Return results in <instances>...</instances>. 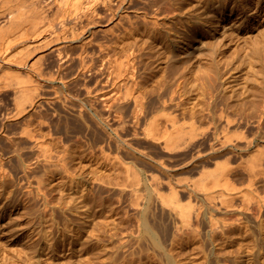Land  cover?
Here are the masks:
<instances>
[{
    "label": "rangeland",
    "instance_id": "rangeland-1",
    "mask_svg": "<svg viewBox=\"0 0 264 264\" xmlns=\"http://www.w3.org/2000/svg\"><path fill=\"white\" fill-rule=\"evenodd\" d=\"M213 1H216V3L219 2V0H213ZM14 2L18 3V1L16 2V0H14ZM195 2H197V0H195ZM100 8L104 9L103 7ZM259 9L260 10H258L257 8L256 10L255 9L250 10V8H248V10L245 13L236 12L235 14L232 15V17L227 16V19H224L223 22L219 24L217 30H215L213 33V36L210 41L212 48L209 46L210 43L207 45H201L203 46L201 49H203L204 52H202L203 50L200 49V52L195 51L193 52V54H191L192 56L190 57L192 58L191 60L193 61L195 57L197 60L196 67L192 70L191 73H189L191 76L190 84L192 85V87H184V88L182 87L184 90L186 89L185 96L187 97L186 104L188 107L191 108L193 106H196L198 108H202V106L210 100L209 99L211 95L210 92L213 89V87H205L208 83L204 81L206 78L204 77L203 74L206 73V71L212 73V71L215 69V66L211 67L210 65L211 59L208 58L213 53H216V56L215 54L214 56L216 57L217 60H220V62L223 61L222 65H226L227 63H229L228 66H230L231 68L230 69L231 71L229 72L234 73L236 75V78H232L234 80L231 83L227 82L224 83V85L221 84L220 89L219 87L218 88L215 87L216 92H219L220 94V96H216L219 98L218 100L219 103L220 100L221 101L223 100V98L230 97L231 95H233L232 92L234 91L233 89L235 88L236 89L238 88L237 92H241L243 97L244 95L246 96L247 92H248L247 96L251 94V98H252V94H253V96L255 97L254 91L256 90L255 88L258 87L259 89H257V91L258 90L259 91L257 95L263 93L260 92L261 89L260 87H263L262 90L264 89V0L262 6L261 5L259 6ZM103 11H105V9ZM208 20L210 19H207L208 23L207 22L206 23L209 24L210 22L211 24L212 20L210 21ZM71 23H70L71 29L72 28L77 29L76 25L77 27L79 26L78 28H80L81 26L80 25L81 22H76L77 24L75 22H71ZM97 33H96L98 35V36L96 35V37H98L97 40H101L103 33L102 34L101 32L100 34L99 32ZM103 38H104V34H103ZM134 38L135 36L127 37L125 40L126 41L134 40ZM67 43L69 44V45L67 44L69 46V47L67 46V51L68 52L71 51L68 55L69 62H67L66 59L67 54L64 53L58 55L57 53L53 54V52L51 53L46 52L48 46H46L47 48L44 46L41 49L39 48L37 51H35L34 54H32L31 56L32 58H29V61L30 59H33L34 61L36 58L43 57L40 60L42 61L41 62L42 65H39L40 63H38V68H37L38 71L33 72L32 75L31 74L29 75V73L26 72L28 71L27 69L28 66H30V64L25 62L23 63V65L22 63H20L21 65L19 63H13L11 64L9 69L5 68V70L8 69V71L10 70V72L12 73L14 69V72L16 71L20 72L18 74L16 72V74L19 76H23L21 77L22 79L26 78L22 81L24 82V84L20 83L21 86L22 85L24 86L25 83H28L29 86L26 84L27 87L30 88L31 86L32 90L37 89L38 92L40 91V94L39 93L37 94L36 91H32L34 93L33 96L35 95V97H33L34 100L37 99L34 101L35 105L29 107L28 102L31 101L30 100L25 101L28 103L27 104L28 110H26V112L24 111L23 114L19 118H17L18 120L20 119L19 121L23 120L24 121L23 124H21L22 122L21 123L19 121L17 122V119H11V118L8 119L7 116V114L9 115L12 112L18 110L19 106L21 108L26 104L23 102L21 103L23 105H21L20 101L18 99L17 101L14 98V94H13V89L15 88L14 86L15 84L16 85L19 84L14 83V86L11 84L6 85L8 84V82L4 84V82L7 81L9 74L12 73L10 72L6 73L7 71H5L4 69L2 72L3 74L0 73L1 74L0 102L2 101L0 103V119H2V122L4 123L3 124L0 120L1 122L0 124L2 126V127L0 126L1 127L0 130L2 128L4 129L5 127H7L6 128L7 131V129L10 128L8 129V131L11 132V134L12 132L13 133L15 132L14 137L16 139L18 137V134L21 133V125H23L22 127H24L25 121H27L31 115L32 116L34 115L33 118L37 117V120L39 118L44 117L48 121L47 124H45L46 123L44 121L45 119L42 118L43 122L41 123H44L43 127L40 121L39 123L38 121L35 122L34 125L36 127L37 126L39 127V130L47 139L46 141H48L49 143L51 142L50 144L53 143L51 146H53V150L55 151V154L57 153L56 155H58L55 157L54 159L55 161L49 163L47 162L48 164L38 163L36 165L37 167L34 166L33 167L34 170L32 169L33 172L31 171L32 175H30L31 173L29 174V180H30L29 182L26 175L24 176V172L21 167L23 165H16V164H21L22 161L26 162L28 158H29L28 160L30 159L32 161L34 160L33 157L35 156V154L33 155L32 153L33 152L35 153V149L33 145L32 146L30 145L31 144L30 141L33 140L25 136H24L25 139H23L24 137L21 134H19V137L17 138V141L20 140L21 143L25 144L23 147L27 148L26 150L25 148L22 147L23 150L27 151V153L25 154L22 150L24 154V155L22 154V157L26 156L25 157L26 159L24 160V157L23 159L19 158L16 152L12 153L11 149L14 148L13 150L15 151V146H13V144H11L9 141H6L7 138L3 135V133H0L1 135L0 138L4 136V138L0 139L1 141L0 144L1 145L3 144V146L6 144L7 147L4 146V148L6 147L8 149L10 145L7 142H9L13 146V147L11 146L12 148L10 147L9 149V151L11 150L9 155H8L9 153L8 149L5 148L6 151L8 152L5 155L8 156V159L10 158V162L8 160L6 163H9L7 164V166L11 168L9 169L11 170L10 172H13V176L10 177L11 183H9L11 188L9 187L8 189L9 190L13 189V190H11L10 192L7 189L9 192L8 191H7L8 193L6 192L7 197L4 200V203H6V205L4 208V212H1L0 215V264H196L195 245L197 246L198 243H205V244L213 243L211 237L208 235L209 234L208 221H207L208 218L204 217L202 218V220H200L201 224L200 225L197 224L199 225V227L201 226L199 229L194 228L195 226L193 227L192 224L190 225L187 221L183 220L180 213L173 210L174 208L172 209V206L169 207L168 204L166 205V203H164L165 205L162 204L163 203V202L161 203L162 200L159 197H156V193H153L152 188L149 186L151 185L150 183L151 180H149L150 174L152 173V171H155L157 173H160V175L164 177L163 178L164 183H162L160 187H161V193L164 196H166L171 192L170 184H169L170 180L171 182H173V184L182 188L183 185H181V183L182 184L183 183L186 184L188 182L192 183L194 178H196L199 175V173L196 171L198 165L200 166L205 164L209 168H214L215 166L214 161L219 160L220 162H225L227 158H229L232 163L236 164L240 160V155H241L240 152L232 151L230 153L229 149L232 147V145H228V148L212 154L211 153L213 151L211 150L213 149L212 147L213 146L219 147V143L214 138L213 125L210 126V124L206 122V119L203 121V123L199 122V125H203V126H200V128L198 127V129H196V131L194 132L195 139L191 144L192 146H189L187 148H181L173 152L165 151L159 144H157L150 138H146L141 135H140L141 137L134 136L133 134L131 135L132 132H129L128 130L127 131L124 130L126 132H120V135L121 136L123 135L124 138L123 136L122 138H119L121 137L120 135H118L119 133L114 132L109 125L118 126L121 124L122 126L123 122H125L124 124H126V121L128 123L129 122V117H128L129 115L127 112L128 106L124 104L125 102L123 103L124 106L123 105L121 106L122 103L121 102L117 107L120 108L119 110L121 111L122 110L124 111L127 110V111L126 113H123L124 111L118 112L121 114V116L115 115L110 113L112 111L109 112V108L107 106H104L105 104L102 101L96 100L99 99L98 96H96L98 94L94 92L95 95L93 93L91 95L89 94L90 95L89 96L88 93H86L87 92L85 89L86 86L87 87L91 85L94 86L93 82L94 80L96 81L98 75L94 74L93 76L92 73L91 74L92 78H90L89 72L86 74L83 73L81 69L82 67H80L81 61H79L80 58L77 55L79 54V52H76V51H80L81 47L78 45V42L70 41V43L69 42ZM118 43H119L118 45L120 46L123 44L121 42ZM71 45L75 48H73ZM94 49H96V47H91V52L93 51V53H95L94 56H96L97 49L95 50L96 52H94ZM72 51L74 54L72 53ZM71 53L73 54L74 58L71 56L72 55ZM60 55L65 56L66 58ZM76 55L78 59L76 58ZM59 56L62 59H59ZM71 57L73 59H71ZM60 60H65L66 63L64 61H62L63 63H61ZM62 64L65 65V66L63 65L64 69H62L63 68ZM196 68L197 70H195ZM42 70L45 71L41 72ZM58 70L60 74L58 73L57 75L56 72H58ZM78 71H80L81 73ZM38 72L39 75L37 74ZM61 72L63 75L61 74ZM5 73L7 74V76L4 75ZM44 73L47 75H44ZM28 75L31 76L30 79L33 80L30 81ZM86 75L89 78H86L87 77ZM53 76H55L56 78L54 77L55 79H53ZM64 76L68 78L69 81L66 80ZM83 76L85 77L83 78ZM27 78L29 81H27ZM35 78L38 79L36 80ZM39 78L41 79L39 80ZM42 79L44 80L41 81ZM47 79L50 80L47 81ZM63 79L65 80L63 81ZM87 79H91V81L88 80L89 85L87 83ZM51 80H53L54 82H52ZM40 82L42 83L39 84ZM83 82L86 84V86L84 85ZM51 83L52 84L54 83L53 84L54 87L53 85H51ZM37 84L39 85L37 86ZM32 85L34 86V88L32 87ZM83 85L85 86V88ZM35 86L40 88L38 89ZM243 87L244 88L251 87V89L248 88L249 90H247L245 88L246 90H244ZM221 88L224 89L225 93ZM239 88L241 89V91ZM94 89L96 90V87ZM250 90L251 93L249 92ZM262 95H260L259 98L263 99L264 95L263 98L261 97ZM93 98H95V100H93ZM39 101L41 103L43 102L42 103L43 105ZM88 101L91 102L89 103ZM239 101L242 102V100L240 99L238 100V102ZM38 102L41 105L40 104L37 105ZM100 102L103 104V106ZM81 103L82 104L84 103L83 104L84 106L82 105V107H84L83 109H81L82 108ZM92 103H96V104H92ZM92 105L93 106L96 105L101 111L104 110L103 108L100 109L101 107H104L105 109L107 108L108 111L105 110L104 112H108V113L104 114V112L101 111H100L101 113H95L98 111V110L95 111L98 108L94 106L95 107L94 109V107L92 108ZM219 105L222 106L226 104L220 103ZM36 106L37 107L39 106L38 110ZM32 108L38 112L39 109L41 108L39 112L40 114H38V112L34 111ZM78 110L80 112L83 111L82 113H84V116L86 112L89 113L90 111H92V113L90 112L91 115L87 113L86 114L87 117H82L83 114H79ZM32 112L33 114H31ZM27 113H29V115ZM102 113L104 115H102ZM114 113H116V111ZM104 116L107 118H105ZM245 116L246 117H241V119H239L240 121H238L237 119L234 122V125H232V129L235 128L236 130L237 128H239V130H237L236 132L233 129L234 141L239 142L241 144H246L247 143L246 140L245 142V141H240L242 139L239 140L238 138L237 140L236 138L238 134L240 135L242 134V136L248 135L249 136L248 139H253V140L255 139L254 142L257 141L256 143L252 144L251 149L254 150L257 143L264 144L262 143L264 142V131H263L264 118L259 119V117L257 116L258 117L257 120H259L260 122L259 124V122L255 120L256 116H254L255 118L251 116L252 117L251 118L249 115L248 117L250 119L247 118V115ZM22 117L23 119L21 120ZM122 117L125 118V120ZM3 118L6 122L3 120ZM238 118H240V116H238ZM34 119L36 120V118ZM246 120H248L249 123H247ZM106 122L108 125H106ZM239 122L240 123L243 122V124L240 125ZM215 123L220 124L221 119H219L218 117ZM261 123H263L262 124L263 127L260 126ZM235 124H237V126L238 125L240 126L237 127ZM244 124L247 126H245ZM241 126H244L243 128L246 129H243ZM16 131L18 132L17 134ZM241 131H243V133ZM41 132L40 135H42ZM15 134L17 136H15ZM74 138L76 139L78 138V143ZM72 139H74L75 143L72 142L73 141ZM123 139L126 140L127 142L125 141L126 143H124ZM80 140H82V142H80ZM67 142L69 144H67ZM21 143L19 145L20 147H21ZM65 144L70 145L67 146L68 149L66 146H64ZM76 144L78 145L80 144V145L78 146ZM129 144L131 145L134 144L133 145L135 146L134 148L137 147L136 149L138 151H135L134 148L130 147ZM27 145H30L29 149ZM71 145H74L75 147ZM31 147H33V149H31ZM71 147H73V149L77 147L76 148L77 150L75 149V151L73 150L72 153H68L69 148L72 150ZM65 149L67 151H65ZM64 151L66 153H64ZM73 152L75 153L73 154ZM140 152L149 153L150 154L149 156H151L155 160H160L161 158H162L161 160L164 159V161L167 162V163L165 162L166 165L164 164L166 167L162 166L163 167L162 168L161 166H159L158 168L155 167L154 165H151L153 163V160H150L148 157L145 156L146 154L143 155ZM59 153L61 156L62 153L66 155L68 154L66 157L68 159L71 156V158L69 159L70 162L67 163L68 160L65 158V160L61 159L62 162L59 163L60 162L59 158L61 157L59 156ZM217 154H219L217 158L211 157ZM10 155H13L16 159ZM116 155L118 157L121 156V158H118L119 161L121 162L120 163L118 162L116 166H112L110 165L111 163L106 157L107 156L113 157ZM11 158L14 159L12 160ZM16 160L20 161V163H17ZM63 161H67L66 164L68 165V168L67 166H64L65 163ZM126 162H128V165L130 164V166H133L136 169H141L142 171L144 170L141 176L143 177L144 181L142 180L143 182H141L139 186L140 189L143 191V195L146 194L143 196L145 199L144 198L142 199V201L144 200L142 202L143 205H141L143 207L141 206L138 207L135 204H133L134 203V201L132 200L133 194H131L132 191L130 187L123 188L121 185H117L116 183H109V182L106 183L101 180L100 181L96 180L97 182L95 181L94 183H92L89 180L90 178H88V177H92L93 174H97L98 172V174H106V175L108 174L109 177H112L113 179L115 178V180L116 179L123 180L127 176L125 170L122 169V166L127 164ZM118 164L121 166H118ZM66 168L67 169L70 168V169L67 170ZM16 171H18V173H16ZM236 171L234 175V177L236 176L235 181L237 183L239 182L238 185L239 186L241 185L242 188H244L245 185L248 183L247 174L244 171V169H242L241 167L237 168ZM146 178L147 180H145ZM19 179L22 180L20 181ZM24 179H26V181ZM262 180L263 178L261 179L260 182L264 183V180L263 181ZM25 183H28L29 186ZM263 183L260 184L262 186V189L259 188L260 190L259 193L261 192V194L262 192L264 194ZM260 185L259 187H261ZM182 190L183 189L179 190L180 191L179 195L183 203L190 202L193 208H197L201 206V204L203 205V203H205L203 200H201L203 199L201 197L202 196L201 192H196L200 198L199 201V198L195 192L194 193L192 192V194H190L187 191L184 192L185 190L184 191ZM86 193L87 195L90 194L88 195L89 197L88 199L91 198L93 199L95 196V198L98 201L99 200L103 201L101 202L104 207L101 206L102 208L99 209L100 211H98L97 208H96L97 210L94 208L96 212V213L94 212L95 213L94 218L92 217L94 219V222L92 221L93 219L89 220L85 218L87 214L83 215L82 217L83 213L90 214L89 208L91 205L89 206L84 205L85 204L84 199ZM91 194L92 196L94 194L95 195L92 197ZM96 199L94 201H96ZM72 200L77 202L78 204L74 203ZM76 200H80V201H76ZM68 201L70 203H68ZM71 201L76 205H74ZM147 201L149 202L147 203ZM81 202L84 204H81ZM86 204H91V203L88 202ZM78 205H83V207L82 206L79 207ZM70 206L73 207L71 208ZM86 210L87 211L89 210V212H87ZM245 210L249 212L252 217L248 213H245L246 212ZM245 210H243L244 215L241 216L244 217L239 220L240 222H237L238 221L237 218L234 219L235 215L236 217L238 216V214L234 211H232L233 213L227 212L228 215L226 214V212L222 211L224 213L223 214L221 211H217L218 212L217 216L218 215L220 216V217L218 216L220 220L224 218H227L228 220L230 219V221L237 220L235 223L236 225L234 224L233 221L234 228L231 225L233 228L231 229V233L233 235L235 234L241 235L242 232L243 234L246 233L245 234L246 237L244 235H241L240 238H236L235 241L231 242V243L245 244L244 247L241 248L242 249L241 254L242 256L243 255L244 256H243V261L240 264H258V262L264 264V249H263L264 229L263 231L261 230L264 226V220L262 221V219L264 218V213H262L261 215V222L263 224L261 222L257 224L261 226L263 225L262 228H259L261 226L257 227L256 224L253 223L254 222L253 212L255 210L252 209V211H250L248 209L249 210L248 211L247 208ZM45 212L46 215L44 214ZM246 214L251 217V220L249 219L250 217L248 218ZM143 215L147 216L146 224L150 228L148 231H146L145 229L141 231L138 226L139 218ZM245 216L247 218V222H251L252 224L251 223L244 224V222H246ZM82 219L86 222H84ZM87 220L90 221V224H88L89 221L87 222ZM241 221L243 222V224ZM196 223H198V221ZM239 223L241 224V226L240 225L237 226V224ZM93 224L94 226H92ZM248 224H250L251 226H253L254 224V226L251 228V226L248 227ZM178 225L179 227H182L180 230L177 228ZM247 227L250 228V230ZM255 229H257V231ZM238 230L239 232L241 231L242 232L238 233ZM246 231L249 232L247 233ZM257 232L259 233V235H257L258 234ZM204 233H207V235L206 234L203 235ZM252 233L255 236H252ZM248 234H250V236ZM123 235L125 236L124 238L127 241L122 237ZM206 236L208 239L206 238ZM243 236L244 238H242ZM252 237H255L256 239ZM209 239L211 240L209 241ZM123 241L127 244V245L125 244L126 246L122 245ZM219 243H223V242H219ZM251 243L253 247L251 246ZM103 244H106L107 246L104 245L105 247H103ZM100 245L102 246L103 249L101 248ZM102 250L103 251L105 250L104 253ZM218 264H223V262L221 263L219 262Z\"/></svg>",
    "mask_w": 264,
    "mask_h": 264
},
{
    "label": "bare ground",
    "instance_id": "bare-ground-1",
    "mask_svg": "<svg viewBox=\"0 0 264 264\" xmlns=\"http://www.w3.org/2000/svg\"><path fill=\"white\" fill-rule=\"evenodd\" d=\"M17 1L18 3H15L14 0H0V73H2L3 69L5 70V68L9 69V67L13 63H19V64L22 63L23 65V63L25 62V63L30 64V66H28V69H27L28 71L26 72L29 73V75L30 74L32 75L33 72L38 71L37 69L38 63H40L39 65H42L41 63L42 61L40 60L43 57H39V58L35 57L36 59L34 58L35 59L34 61L33 59H30L29 61V58H32L31 57L32 54H34L35 51H37L39 48L41 49L44 46L45 47L48 46V48L46 47L47 48L46 52H50V53L53 52V54L57 53L58 55L64 54V53L67 54V58L62 55L60 56L65 57L67 59V62H69L68 55L71 51L70 50H69L70 52L67 51V46L69 45L67 42L69 43L70 41L78 42V45L81 47V49L80 51H76V52H79V54L77 55L80 58L79 60L81 61L80 67H82L81 69L83 73L86 74L89 72L90 78H92V75L94 76V74L98 75L96 81L94 80L93 82L94 86L90 84L91 86L87 87L86 84L83 82L84 85L86 86L85 88V86L83 85L87 91L86 93H88V95L89 94L91 95L94 92L98 94L96 96H98V98L101 100L99 99H96V100L102 101L105 104L104 106H107L109 108V112L112 111L110 113L115 114V115L121 116V114L118 112L124 111V110L122 111L119 110L120 108L117 107L121 102H122L121 106L123 105L124 102H125L124 104L128 106V109H127L128 111L126 109L125 110L128 112V115H129L128 116L126 114L129 117V122L127 123L126 121V124H129V125L124 124L125 122L122 123L123 124L122 126L121 124L118 126L109 125L114 132L119 133L118 135H120V132H126L128 130L129 132H132L131 135L133 134L134 136H138V137L141 135L143 137L150 138L154 142L159 144L165 151L173 152L181 148H187L189 146H192L191 144L195 139L194 132L196 131V129H198V127L200 128V126H203V125H199V122L203 123V121L206 119V122H208L210 126L213 125L214 138L219 143V147H216V146L212 147L214 143L211 145V147L213 148L211 149L213 150L211 152L212 154L228 148V145H232V147L230 146L231 148L229 147L230 153L232 151L240 152L241 154L240 160L236 164L232 163L231 160L227 158L225 162H220L219 160L214 161V165H215L214 168H209L205 164L200 165V166L198 165L196 171L199 173V175L196 178H194L192 183L191 182H188L189 184L181 183V185H183L182 188L173 184L171 180L170 181L168 180L170 184L171 192L166 196H164L161 193V187H160V185L164 183V179H163L164 177L161 176L160 173L152 171V173L150 174V178H149V180H151L150 182L151 185L149 186L152 188L153 193H156V197H159L162 200L161 203L162 202H163L162 204L166 203V205L168 204L169 207L172 206V209L174 208L173 210L180 213L183 220L187 221L190 225L192 224L193 227L195 226L194 228L199 229L201 227V226L199 227V225L201 224L200 220H202V218L204 217L208 218L207 220L208 221V233H209L208 235L211 237L213 243H206V244L198 243L197 246L195 245V250H196L195 251V260H196L195 263L196 264H216V262L217 264L219 262L220 263L223 262V264H240L243 261V256H244V255L242 256L241 254L242 252L241 248H243L245 244L244 243L243 244L242 243H231V242L235 241L236 238H240L241 235L245 236L246 233L243 234L242 231L241 233L238 230V233H241V235L240 234L233 235L231 233V229L234 228V225H233L234 220L230 221V219L228 220L227 218L220 220L219 219L220 216L219 215H218L219 217L217 216L218 214L217 211H221V212L223 211V212H226V214L227 212L230 213L234 211L238 214L237 217L234 214L235 215L234 219L237 218L238 221L237 220L236 221L240 222L239 220L244 217V216L243 217L241 216V215H244L243 210L247 208V210L249 209L250 211H252L253 209L255 210L253 212V216H254L253 223H255L257 227L261 226L257 224L261 222V215L262 213H264L263 211L264 194L263 192L262 194L261 192L259 193L260 191L259 188L262 189V186L260 184L263 183L260 181L262 178L264 180V144L257 143L255 149L254 150L251 149L252 144L256 143L257 141L254 142L255 139L254 140L248 139L249 136L246 134H244L246 136H242V134L241 135L238 134L239 136L237 135V138H236L237 140L238 138L239 140L242 139L240 141L246 140L247 141L246 144L235 142L234 137H233L234 136L233 131L235 130V128H233L234 129L233 130L232 125H234V122L237 119L238 121H240L239 119H241V117H246L245 115H247V118H249L248 117L249 115L250 117L256 116L255 120H257L258 117L259 119L264 118V98H263L264 89L262 90L263 87H260L261 88L260 92H263V93L257 95L259 91V90L257 91V89H259V87L255 88L256 89L254 91L255 97L252 94V98H251V94H250L251 90L249 91L250 95L247 96L248 92L246 91L247 92L246 96L244 95L243 97L241 92H237L238 88L237 89L235 88L236 91L235 89H233L234 91L232 90L233 95H231L230 97L223 98L222 101L220 100V103H224L226 105H222V106L219 105L220 104L218 101L219 98L216 96H220V94L219 92H216L215 87L217 88L219 87L220 89L221 84L224 85V83H227V82L231 83L234 80L232 78H236V75L234 73L229 72L231 71L230 66H228L229 63H227L226 65H222L223 61L220 62V60L216 59L215 57L216 53H213V54L210 53L211 56L208 57L209 59H211L210 61L211 67L215 66V69L212 71V73L209 71H206V73L203 74L204 77L206 78L204 81L208 83L205 87H213L212 90L210 89L211 90L210 92L211 95L209 98L210 100L206 102L202 106V108H198L196 106H193L190 108L186 104V101H187V97L185 96L186 89L184 90L183 88L192 87V85L190 84L191 76L189 73H191L192 70L196 67L197 60L195 57L194 59L196 61L194 59L192 61L191 60L192 58H190L192 57L191 54H193V52L195 51L200 52V49L203 47L201 45H207L210 43L214 31L217 30V28L219 27V24L223 22L224 19H227V16L232 17V15L235 14L236 12L245 13L248 10V8H250V10L252 9L256 10V8L260 10L261 7L259 9V6L260 5L262 6L263 0H219L218 2L219 4L213 0H197V2H195V0H16V2ZM100 7H103L105 11H103L104 9H101ZM207 19L212 20L211 21L212 23L210 24L209 22V24H207L208 23ZM71 22H75V23L81 22L80 28H78L79 26L77 27L76 25L77 23H76L74 25H76L77 29H74V28L71 29L70 28ZM97 32H99V34L100 32L101 34L103 33L104 38L102 34V37H101L102 39L97 40L98 39V37H96V35L98 34ZM134 36H135L134 40H128V39H127L128 41L125 40L127 37H134ZM118 42H121L123 44L120 46L118 45L119 44ZM209 46L212 48L211 43L209 44ZM91 47H96L97 55H98L96 56L98 58L94 56L95 53H93V51L91 52ZM96 49H94V52H96L95 51ZM202 52H204V50ZM73 54L71 56L74 58ZM77 55H76V58H77ZM60 56H59V59H62L60 58ZM72 57L71 59H73ZM60 61L61 63H63L62 61L65 62V60H60ZM63 65L64 64H62V66ZM64 66L63 68L61 66L60 67L64 69ZM197 68L195 70H197ZM8 69L5 70L7 71L6 73L10 72V70L8 71ZM44 71L42 70L41 72H44ZM16 72H14V69H13V73L10 72L12 74H9L8 79L7 81L4 82V84L6 82H8V84L6 85L11 84L14 86V83L19 84V85L15 84L14 86L15 87L13 89L14 98L16 100L18 99L20 101V104L23 102L26 104L25 106L21 108L19 106V109L17 108L18 110L12 112L11 114L9 115L7 114L8 119L19 118L23 114L24 111L26 112V110H28L27 109L28 103H29V107L30 106L32 107L33 105H35L34 101L37 99L34 100L33 97H35V95L33 96L34 93L32 91H36L37 94L38 93L40 94V91L38 92V90L36 89L38 87L36 86H35L36 90H32L31 86L30 88L27 87L26 84L28 85V83H25L24 86L23 85L21 86L20 83L24 84V82L22 81L26 78L22 79L21 77L23 76L17 75L20 72H17V74ZM39 72L37 73L38 75H39ZM6 73L4 75L7 76ZM56 73L58 75L59 70ZM44 75H47V74L44 73ZM30 77L31 76H29V80L30 81L33 80V79H30ZM54 77L55 76H53V79L56 78ZM84 77L85 76H83V78ZM64 78L66 77L64 76ZM86 78H89V77L87 76ZM40 79L41 78H39V80ZM29 80L27 78V81ZM43 80L44 79H42L41 81ZM48 80L50 79H47V81ZM64 80L65 79H63V81ZM66 80H68V78H66ZM88 80L91 81V79H87V83H88ZM51 81L54 82L53 80ZM85 82H86V79H85ZM41 83L42 82H40L39 84ZM39 84H37V86ZM53 84L51 83V85ZM32 87L34 88L33 85ZM93 87L94 88L96 87V90ZM245 88L247 90H249L248 88L251 89V87H248V88L245 87ZM245 88L244 90H246ZM223 92H224V89H223ZM260 95H262L261 97L263 99L259 98ZM95 98H93V100H95ZM239 99L242 100V102L240 101L238 102ZM27 100H30L31 102H28V103L25 102ZM91 101H88V102L90 103ZM39 102L37 105L41 103ZM83 104L81 103V107ZM92 104H96V103H92ZM94 106L98 108L96 105ZM94 106L92 105V108ZM38 107H37V110H38ZM41 108L39 109V112ZM83 108L84 107H82L81 109ZM102 108L104 109L103 111L99 110L98 108L95 111L98 110L99 112L97 111L95 113H101V112H104L105 110L108 111L107 108L105 109L104 107H101L100 109ZM33 110L36 111L35 109ZM115 111L116 113H114ZM126 111H124L123 113H126ZM39 112L38 114H40ZM82 112L79 111V114H83L82 117H87L86 114L88 112L85 113V116H84V113ZM90 112L92 113V111ZM90 112L88 113L89 115H91ZM29 113L27 114L29 115ZM105 113H108V112H104V114ZM31 114H33V112ZM104 114L102 113V115ZM33 116L31 115L30 116L31 118L29 117V119L25 121L24 127H22L23 125H21L24 122L22 120L23 117L21 118L22 121H19L20 119L19 120L17 119V122L18 121L20 123L22 122L20 124L21 133L19 134H21L23 137L25 136L29 139H32L33 141H30L31 142L30 145L31 146L33 145L35 149V153L34 152L32 153L33 155L35 154V156L33 157L34 158L33 161L31 159L28 160L29 159L28 158L27 159L28 162L26 160V162L22 161L21 164H16V165H23L21 167L24 172V176L26 175L28 180H29V174L31 173V171L33 172L34 170L33 169L34 166H36L38 163L45 164L47 162L49 163V162L55 161L54 160L55 157L58 156L56 155L57 153L55 154V151L53 150V146H51L53 143L50 144L51 142L49 143L48 141H46L47 139L44 137L42 132L39 130V127L37 126L38 127L37 129V127L34 125V123L37 121L38 123L39 121L40 123L43 122V119H45L44 120L46 122L45 124H47L48 121L44 117H42L43 119L39 118L41 115L38 117L39 118L38 120H37V117H34L36 118L35 120ZM238 116H240V118H238ZM124 117H125V114H124ZM218 117L219 119H221L220 124L215 123ZM123 119L125 120V118ZM0 120L2 122V119ZM246 121L247 123H249L248 120ZM257 121L259 122V120ZM41 124L43 127L44 123H41ZM241 124H243V122H241L240 125ZM262 124L263 123H261L260 125L261 127H263ZM106 125H108L107 122H106ZM235 125L237 126V124ZM241 127L243 128L244 126H241ZM6 128L7 127H5L4 129L2 128L0 130V133H3V135L7 138L6 141H9L11 144H13V146H15V151L13 150L14 148L11 149L12 153L16 152L19 158L23 159L24 157V160H25L26 156L22 157L23 152L25 154L27 153V151L23 150V148L27 150L26 147H23L25 144L21 143L20 140L17 141L19 134H18V137L15 139L14 137L15 132L14 133L12 132L11 134V132L8 131V129L10 128H8L7 131H6ZM243 129H246V128H243ZM237 130H239V128H237L235 132ZM243 131L241 132L243 133ZM40 132L42 135H40ZM17 133L18 132L16 131V134ZM16 134L15 136H17ZM4 136L2 138H4ZM122 136L119 138H122ZM25 137L23 139H25ZM78 138L77 139L74 138L77 141V143H78ZM74 139H72L73 140L72 142H74ZM82 140H80V142H82ZM125 141L126 140H124V143L127 142ZM9 142L7 143L11 147L12 145ZM19 142L21 143V147L19 146L20 145ZM67 144L69 143L67 142ZM67 144H65L64 146L66 147L70 146ZM30 145H27L28 149ZM129 145L132 148L135 147L133 146L134 144L132 145L129 144ZM4 146H6V144ZM4 146L3 144L2 145L0 144V204L2 203L0 205V215H1V212H4V208L6 205V203H4V200L7 197L6 192L9 190L8 189L9 187L11 188L9 183H11L10 177L13 176V172H10L11 170H9L11 168L7 166V164L9 163H6L8 160L10 162V158L8 159V156L5 155L8 153L6 151V149L8 148H6L7 147L6 146L5 147L6 149H5ZM71 146H74V145H71ZM71 148L72 150L69 148L68 153H72V151L73 150L75 151L77 147L75 149H73V147ZM136 148H134V150L138 151ZM31 149H33V147H31ZM10 151L8 155L10 154ZM65 151L67 150L65 149ZM65 151L64 153H66ZM64 153H62V156L59 153V156H61L59 158L60 160L57 159L60 161L59 163L62 162L61 159L65 160V158L67 157L68 154L66 155ZM74 153L75 152H73V154ZM63 154L66 156H64ZM142 154L143 155L146 154L145 155L146 157H148L150 160H153L154 164L153 163L152 164L150 163V164L154 165L155 167L159 168V166L162 167L166 165L165 164L166 161H164V159L161 160L162 158L160 160H155L154 158L149 156L150 155L149 153H142ZM10 156L14 157L13 155H10ZM218 156L219 154L213 155L211 157L217 158ZM106 158L109 160V162L111 163L110 165L112 166H116L118 162L119 163L121 162L118 159V158H121V156L120 157H118L117 155L113 157L107 156ZM66 159L68 160V162L63 161L65 163L63 164L64 166H67L68 168V165L66 164V162L69 163L70 160L68 158ZM17 163H20V161H17ZM126 163H127L126 165L122 166V169L125 170V173L127 175L125 179L123 180H119V179L115 180V178L113 179L112 177H109L108 174L107 175L98 174V172L97 174H93V175L91 174L92 177H88V178H90L89 180L92 183H94L96 180L97 181L101 180L106 183L108 182L116 183L117 185H121L123 188L130 187L132 191L131 194H133V197H132V200L134 201L133 204L139 207L143 205L142 202L144 200L142 201V199L144 198L143 196L146 195V194L143 195V191L139 187L141 182L144 181L143 177H141L144 170L142 171L141 169H136L133 166H130V164L128 165V162ZM118 166H121V165L118 164ZM239 167L244 169V171L247 174L248 183L245 185L244 188H242L241 185L240 186L238 185L239 182L237 183L235 181L236 176L234 177L235 171ZM16 173H18V171H16ZM30 175H32V173ZM147 178L145 180H147ZM15 180H18V179H15ZM24 180L26 181V179ZM28 183H25V184L28 185ZM259 185L261 187H259ZM179 188L183 189L182 191L185 190L184 192L187 191L190 194H192V192L193 193L201 192L202 194L201 197L203 198L201 200H203L205 203H203V205L201 204V206L197 208H193L190 202L183 203L179 195V192H180ZM11 190L9 191L11 192ZM88 195L87 193L85 194V199H87V200L84 199L85 204L82 202L81 204H84L87 206L91 205L89 208L90 214L83 213L82 217L83 215L87 214L89 216L86 215L85 218L90 220L94 218V215L96 213L94 208L95 209L97 208L98 211H100L99 209L102 208L101 206H103L102 205L103 201L101 200L102 201L101 202L99 200L100 201L99 202L95 198L94 196L95 194L93 196L96 199V201H94L95 200L94 198H93L94 200L92 198L88 199L89 198ZM76 201H80V200H76ZM199 201H200V198H199ZM73 202L78 204L75 201ZM88 202H90L91 204H86ZM148 202L149 201H147V203ZM68 203L70 202L68 201ZM73 206H70V207L72 208ZM78 206L83 207V205H78ZM87 212H89V210ZM245 213H248L251 216L249 212L246 211ZM44 214L46 215V212ZM249 215H247L248 218L250 217ZM146 217L147 216L143 215L139 218L138 226L141 231L144 229L148 231L150 229L148 225L146 224V221H147ZM251 217L249 218L250 220H251ZM89 220H87V222ZM263 220L264 218L262 219V221ZM92 221L94 222V219ZM197 221L198 223H196ZM236 221H234V224L236 223ZM245 223L247 224L251 222H247V218H246V222H244V224ZM88 224H90V221ZM94 224L92 226H94ZM231 225L233 226V228ZM238 225L241 226L240 223L237 224V226ZM250 226L251 225L248 224V227ZM253 226H251V228ZM262 226L259 228H262ZM177 228L180 230L182 227H179L178 225ZM248 229L250 230V228ZM263 229H264V226L261 230L263 231ZM255 230L257 231V229ZM205 234L207 235V233H204L203 235ZM248 235L250 236V234ZM257 235H259V233ZM244 236L242 238H244ZM252 236H255V235H253L252 233ZM122 237L124 238L125 236L123 235ZM252 238H255V237H252ZM211 239H209V241ZM124 241H123V244L121 243L123 246L126 244L125 242L127 240L125 242ZM218 241L223 242V243H219ZM224 242H227V243H224ZM104 245L106 244H103V247H105ZM251 246L253 247L252 243H251ZM258 264H261V263L258 262Z\"/></svg>",
    "mask_w": 264,
    "mask_h": 264
}]
</instances>
